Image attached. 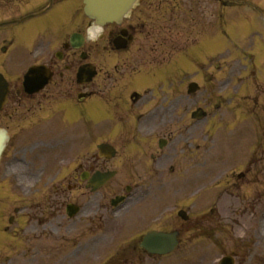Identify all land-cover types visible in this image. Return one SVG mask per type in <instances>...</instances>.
I'll return each mask as SVG.
<instances>
[{
  "label": "rangeland",
  "instance_id": "rangeland-1",
  "mask_svg": "<svg viewBox=\"0 0 264 264\" xmlns=\"http://www.w3.org/2000/svg\"><path fill=\"white\" fill-rule=\"evenodd\" d=\"M188 1L189 4L183 7L181 0H167L165 9L169 12H165L166 16L171 14L170 8L174 5L172 12L183 10V14H179L182 21L169 32L154 30L145 41L147 44H142V49L136 44L132 50H142L136 53L143 56L142 63L154 60L151 67L158 63V104L165 108L169 106L165 102L171 97L173 88L185 90L191 80L202 86V73L211 78L222 76L220 80L227 82L225 89L221 88V95L217 88L214 89L210 105L205 106L206 112H211V119L193 125L189 153L181 152L179 141L177 154L162 162L164 172L160 181L163 186L158 192L138 193L133 199L141 201L139 206L135 202L129 203L115 215L108 210L106 201L109 197L105 200L107 205L102 204L106 192L96 193L94 198L85 195L80 198V190L68 192L64 205L77 198L83 199L81 205H84L83 213L70 221L59 212L40 213L56 202L53 196L46 199L54 180L65 175L73 178L76 155L92 152L93 144L97 143L90 139L93 130L43 129L39 135L47 137L45 140L49 141L48 136L50 140L62 136L71 141H51L47 145H38L37 149L29 140L30 134L11 139L1 161V166L4 163L6 169L4 174L0 172V264H112L123 256L129 264H142L141 259L143 264H218L226 255H233L235 264H264V14L260 13L261 9L264 11V0H204L210 18L202 21L203 24L193 17L184 23L186 15L191 14L186 8L195 9L199 4L202 9L201 1ZM229 1L244 5L224 13L222 19L227 20V28L224 26L223 29L229 39L233 38V41L225 42L217 32L220 28L218 11L222 8L221 2L228 4ZM161 15L158 13V19ZM192 15L199 18L196 13ZM206 24L209 31L204 28ZM146 29L150 30L147 24ZM139 39V43L143 42ZM168 49L176 51L170 54L171 58L165 59L161 55L165 56ZM175 59L176 65L172 66ZM124 72L128 73L127 70ZM165 75L178 78L173 83L176 87L165 84L169 79ZM204 91L203 88L200 96L194 98L195 108L202 107V100L207 98L209 92ZM246 111L249 117L244 120L239 113L246 117ZM177 114L180 133L188 119ZM235 118L240 123L235 124ZM166 119L167 122H158V132L167 128L171 116ZM42 148L44 150L40 152ZM24 154H31L32 161H25ZM202 162L204 166L201 167ZM169 167L173 170L171 174L167 170ZM5 172L9 175L5 176ZM239 173L244 177L238 178ZM193 178L195 185L189 190L186 181L189 184ZM117 181L118 178L112 182ZM182 186L184 190H181ZM96 203L105 210L98 212L90 229V223L80 219L92 216ZM36 207L38 218L27 217ZM15 209L20 210L18 215L14 213ZM178 210L187 211L192 231L189 228L183 231L187 225L179 222ZM9 217L14 218L15 225L8 224ZM105 217L109 220L105 225L111 230L98 231L95 227L100 226V220ZM156 217L161 218L159 223ZM175 225L182 227L176 253L147 261L134 251L136 242L149 228L169 229ZM5 227L9 229L7 232ZM6 256H11V261Z\"/></svg>",
  "mask_w": 264,
  "mask_h": 264
},
{
  "label": "flooded vegetation",
  "instance_id": "flooded-vegetation-1",
  "mask_svg": "<svg viewBox=\"0 0 264 264\" xmlns=\"http://www.w3.org/2000/svg\"><path fill=\"white\" fill-rule=\"evenodd\" d=\"M129 18L122 27L108 25L100 38L90 40L82 0H0V73L8 82L0 126L10 122L16 128H46L56 116L64 118L59 120L62 124L67 119L76 123L87 109L90 127L105 128L104 141L115 146L116 157L107 169L124 170L122 175L130 181L147 172L158 177V146L153 144L158 140V74L135 71L145 63L133 62V39L124 52L114 47L120 29L125 31L123 38L132 34ZM86 62L93 65L94 75L83 83L76 74ZM4 65L12 67L5 72ZM36 66L43 67L48 81L28 94L22 77ZM146 156L154 164L139 173L138 162Z\"/></svg>",
  "mask_w": 264,
  "mask_h": 264
},
{
  "label": "water",
  "instance_id": "water-1",
  "mask_svg": "<svg viewBox=\"0 0 264 264\" xmlns=\"http://www.w3.org/2000/svg\"><path fill=\"white\" fill-rule=\"evenodd\" d=\"M85 13L97 21H115L120 19L133 0H83ZM28 82L25 84L27 86ZM4 135L0 133V152L3 148ZM99 178V181H102ZM105 180V179H104ZM175 244L174 235L151 234L145 240V248L156 253H165L173 249ZM158 246L160 248H158ZM227 260H224V262ZM231 264V263H227Z\"/></svg>",
  "mask_w": 264,
  "mask_h": 264
}]
</instances>
